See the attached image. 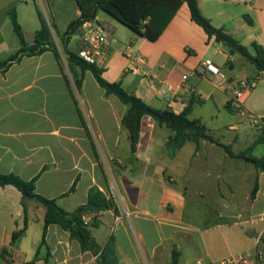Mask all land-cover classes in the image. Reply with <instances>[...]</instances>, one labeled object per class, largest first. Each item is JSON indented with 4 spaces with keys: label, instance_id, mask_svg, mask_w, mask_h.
I'll return each instance as SVG.
<instances>
[{
    "label": "crops",
    "instance_id": "obj_1",
    "mask_svg": "<svg viewBox=\"0 0 264 264\" xmlns=\"http://www.w3.org/2000/svg\"><path fill=\"white\" fill-rule=\"evenodd\" d=\"M196 1L214 27L224 28L252 55L253 43L264 48V0ZM12 10L28 46L44 20L57 55L48 50L0 69V174L35 180L36 194L55 200L66 211L85 204L92 188L106 197L115 193L118 214L101 212L90 230L100 246L113 237L118 264H169L173 249L180 254L178 264H215L237 254L264 264V172L205 141L197 149L186 142L171 154L167 142L172 132L149 116L141 120L132 154L122 126L125 105L106 95L88 71L78 88L74 75L79 69H70L64 49L58 48L59 37L80 17L76 1L0 0V62L20 47L11 25ZM93 23L108 37L107 58L100 67L105 81L121 82L126 92L157 110L180 114L190 108L188 118L203 123L232 153L252 147V157L264 156V143H256L264 124L254 131L232 107L238 81L252 80L254 86L244 93L242 104L264 116V73L245 59L236 63L237 53L230 56L208 38L191 21L186 4L155 42L102 11ZM79 47L77 34L66 48L76 52ZM134 51L145 61L136 70L128 69ZM204 59H211L224 77L206 73ZM183 75L188 76L187 86ZM193 173L197 185L188 193ZM242 186L243 193H237ZM188 201L204 211L199 221L189 218ZM45 212V206L33 200H26L24 208L16 188L0 186V264H97L55 224L47 228V248L40 247ZM21 230L22 236L10 246L12 234Z\"/></svg>",
    "mask_w": 264,
    "mask_h": 264
},
{
    "label": "trees",
    "instance_id": "obj_2",
    "mask_svg": "<svg viewBox=\"0 0 264 264\" xmlns=\"http://www.w3.org/2000/svg\"><path fill=\"white\" fill-rule=\"evenodd\" d=\"M80 10V17L69 23L65 32L59 37V41L64 49L66 61L70 69L74 66L79 69V74H75L76 86L80 88L85 72H90L97 84L104 89L106 95L116 96L126 107V112L122 120V126L128 135L130 142V152H136L139 135L141 131V120L144 116L151 117L159 126H165L172 132L167 142V148L171 154H175L186 142L196 145L201 141L209 142L223 149L232 159L243 160L253 165L255 169L264 172V156L255 158L250 155L252 147L234 154L227 145L221 144L208 134L206 126L196 119H189L190 108H186L180 114H175L169 109L157 110L149 106L140 98L126 92L121 82L109 83L102 78L103 69L83 61L76 52L66 48L70 38L79 33V29L86 21H94L98 11H103L107 15L116 19L126 28L138 36L155 42L164 32L179 8L186 4L190 19L198 25L208 36L222 46L233 50L241 55L246 61L252 64L258 73H264V48L256 43L252 44L254 55L224 28H216L211 21L200 11L196 0H75ZM248 23L251 21L244 16ZM10 20L13 32L19 41V49L11 55L8 60L0 62V69H7L12 63L19 61L24 56H37L45 51H52L57 55L55 44L52 40L50 29L47 23L41 19V26L35 32L34 43L28 46L25 42L22 29L17 21L14 10L10 12ZM229 69L232 63L227 62ZM227 109L231 107L228 104ZM258 144L264 143V132L257 140ZM13 186L22 196V205L25 208L26 200H33L45 206L44 226L40 247L47 248L45 236L47 228L58 225L63 231L69 234L70 239L76 240L82 252L92 254L97 264H118V255L113 237H110L106 245L100 246L92 236L91 227L97 223L94 220L87 224L84 217L99 212L112 210L118 214L114 201L106 197L96 188L90 189L85 204L76 207L72 211L61 208L55 200L46 199L35 192V180L24 181L13 174H0V186ZM256 189L251 192L253 198ZM24 230L14 232L11 236L10 246H14L22 236ZM5 256V251H2ZM180 254L176 249L171 252L170 263L178 264ZM35 262V260H34Z\"/></svg>",
    "mask_w": 264,
    "mask_h": 264
},
{
    "label": "built area",
    "instance_id": "obj_3",
    "mask_svg": "<svg viewBox=\"0 0 264 264\" xmlns=\"http://www.w3.org/2000/svg\"><path fill=\"white\" fill-rule=\"evenodd\" d=\"M239 1L242 3H249L252 0H233ZM79 38H80V47L77 49V55L86 63L95 65L97 67H102L107 58V46H108V37L105 30L95 25L92 21H86L82 24L79 29ZM143 55L134 51L128 56V69L136 70L144 64ZM202 66L206 73H210L214 76H221L219 68L214 64L211 59H204L202 61ZM188 76H182V82L184 86L186 85ZM254 86V82L248 79H241L238 81V85L233 93L232 107L235 108L237 115L245 119L247 125L251 128H257L260 125L264 124V116L257 115L252 111L245 108L242 104V98L246 91L250 90ZM109 198L113 201L116 199V194L113 193ZM101 212L96 214L87 215L84 217V221L87 224L92 223L94 220H98ZM125 216L128 217L129 213H125ZM120 219L116 216V220ZM30 264H43L42 262H32ZM215 264H254L250 258L245 254H237L229 256Z\"/></svg>",
    "mask_w": 264,
    "mask_h": 264
},
{
    "label": "rangeland",
    "instance_id": "obj_4",
    "mask_svg": "<svg viewBox=\"0 0 264 264\" xmlns=\"http://www.w3.org/2000/svg\"><path fill=\"white\" fill-rule=\"evenodd\" d=\"M55 47H56V50H57V46L56 45H55ZM58 48H60V50L63 51V47H62L61 43H60V46ZM63 53H64V51H63ZM238 59L240 61H245L244 58L241 55L236 54L235 55V62L236 63L239 61ZM254 131H256L255 128H254ZM251 169L252 168H248V172H252ZM189 179H190V181H189L190 185H192L194 188L193 187L189 188V192L188 193H194V189H195V187L197 185V183H196L197 182L196 174L195 173L190 174ZM244 184L245 183H242L241 185H244ZM243 191H244V186H242L240 189H237V193H243ZM186 212L188 213L189 218L192 219L193 221H199L200 219H198V214L201 213V212L204 213L203 210L194 209L192 203H190L189 201H188V204H187Z\"/></svg>",
    "mask_w": 264,
    "mask_h": 264
},
{
    "label": "water",
    "instance_id": "obj_5",
    "mask_svg": "<svg viewBox=\"0 0 264 264\" xmlns=\"http://www.w3.org/2000/svg\"><path fill=\"white\" fill-rule=\"evenodd\" d=\"M222 48L224 49V51L226 53H228L230 56L234 55V51L233 50H230L229 48L225 47V46H222Z\"/></svg>",
    "mask_w": 264,
    "mask_h": 264
}]
</instances>
